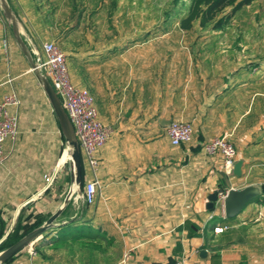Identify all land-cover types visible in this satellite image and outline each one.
Returning <instances> with one entry per match:
<instances>
[{
  "label": "crops",
  "instance_id": "crops-1",
  "mask_svg": "<svg viewBox=\"0 0 264 264\" xmlns=\"http://www.w3.org/2000/svg\"><path fill=\"white\" fill-rule=\"evenodd\" d=\"M7 1L30 57L0 11V101L12 93L19 100L8 107L18 133L4 142L0 165V246L20 237L19 226L42 225L72 187L67 147L31 71V62L43 59V43L64 53L70 81L90 93L111 134L97 152L94 174L81 157V194L73 188L55 221L78 220L75 228L47 231L4 264H264L263 29L256 31L250 17L244 21L251 27L243 20L231 24L252 30L250 37L233 30L181 39L148 32L145 43L140 35L118 36L108 46L93 27L117 26L119 19L92 21L91 0ZM172 121L192 126L189 142L170 144ZM219 137H227L242 162L239 176L225 171L218 154L204 151ZM45 176L53 179L48 187ZM91 181L95 201L85 205L82 193ZM246 187L258 195L226 219V192ZM212 195L217 201L207 209ZM83 233L101 240V250L54 242Z\"/></svg>",
  "mask_w": 264,
  "mask_h": 264
},
{
  "label": "trees",
  "instance_id": "trees-1",
  "mask_svg": "<svg viewBox=\"0 0 264 264\" xmlns=\"http://www.w3.org/2000/svg\"><path fill=\"white\" fill-rule=\"evenodd\" d=\"M158 2L153 5V17H146L142 21L129 16L126 7L118 10L117 0H109L107 4L104 0H91L88 12L92 21L104 20L109 17L119 19L117 26L110 23L106 26L96 25L93 27L97 34L102 33L105 35L103 40L100 38V45H115L114 41L118 36L129 37L132 35H140L141 43H145L148 32H151V36L170 34L178 39H181L182 36L197 37L202 34H229L232 32L231 24L234 20H243L244 28L251 27L246 25L244 20L250 19V13L255 10V6H252L254 2L259 4L260 7H264V0H164L163 2L160 1L159 4ZM256 19L259 20L260 16L256 15ZM147 26L152 27L148 29ZM72 36V38H75V33ZM128 43L132 42L129 41ZM78 223L79 221L74 219L52 229V232L69 226L75 228ZM33 228L34 226L31 225L22 228L19 226V230L15 229V232L21 231L22 234L13 242H16ZM54 242L64 243V247L73 250L83 248L85 243H89L91 245L89 250L94 252L101 250L99 244L102 243L101 240L93 241L84 233L58 237ZM9 245L3 244L0 249Z\"/></svg>",
  "mask_w": 264,
  "mask_h": 264
},
{
  "label": "built area",
  "instance_id": "built-area-1",
  "mask_svg": "<svg viewBox=\"0 0 264 264\" xmlns=\"http://www.w3.org/2000/svg\"><path fill=\"white\" fill-rule=\"evenodd\" d=\"M43 59L38 67L47 77L51 87L59 97L64 111L70 120L78 141L81 157L94 174L99 166L97 152L109 140L111 128L100 122L90 93L77 87L70 81L66 57L53 43L42 44ZM19 100L15 94L5 95L0 101V165L6 160L3 144L6 140L14 141L18 130V120L8 112V107L17 106ZM193 128L189 123L172 121L166 128V135L172 146L178 147L190 141ZM203 149L208 154H218L227 173L231 172L236 162V153L227 137L211 139L204 144ZM51 176H45L46 187L52 183ZM96 196V182L84 185L82 201L92 205ZM218 230V229H216Z\"/></svg>",
  "mask_w": 264,
  "mask_h": 264
},
{
  "label": "water",
  "instance_id": "water-1",
  "mask_svg": "<svg viewBox=\"0 0 264 264\" xmlns=\"http://www.w3.org/2000/svg\"><path fill=\"white\" fill-rule=\"evenodd\" d=\"M0 11L3 18L6 20L8 25L11 27L12 32L22 49L23 53L29 56V50L21 38L22 25L14 11L9 6L7 0H0ZM31 71L36 76L43 92L51 106V109L57 119L59 129L64 139V143L68 150V167H69V177L71 183V189L68 192L63 206L51 215L42 225L32 229L30 232L25 234L19 240L9 245L0 251V264H4L18 252H20L25 247L32 245L35 241L40 239L43 234L47 231L55 229L59 225L55 223L58 216L62 213L65 206L68 204L69 197L72 193L73 188L77 189V193L81 194L82 180H83V164L81 153L76 139L73 126L68 119L66 112L63 109L59 97L56 95L55 91L51 87L47 77L44 75L43 71L38 67V63L31 62ZM242 162L238 161L234 163L233 173L236 176L240 175ZM258 195V191L253 187H246L242 190H229L226 192L223 199V213L226 219H231L236 217L242 209ZM217 201V195H212L209 197L207 209H213L215 202ZM1 244V243H0Z\"/></svg>",
  "mask_w": 264,
  "mask_h": 264
},
{
  "label": "rangeland",
  "instance_id": "rangeland-1",
  "mask_svg": "<svg viewBox=\"0 0 264 264\" xmlns=\"http://www.w3.org/2000/svg\"><path fill=\"white\" fill-rule=\"evenodd\" d=\"M105 4L108 3L109 0H104ZM158 4L161 2H163L164 0H117V9L118 10H122L124 7L127 8V12L129 13L128 15L131 16L133 19H141L142 21L146 18V17H153V5L157 2ZM252 6H255V10L253 12L250 13V17H251V21L250 23L254 24V29H256V31L262 30L264 31V7H260L259 4H256V2H254V4ZM123 7V8H122ZM256 15L260 16V19L257 20L256 19ZM241 26V23L238 22ZM152 27V26H150ZM149 26H147V28H150ZM240 27H234L233 32L234 34L236 33H244L247 37H250L249 35H251L252 33L254 34V32L251 30H240ZM245 31V32H243ZM248 32V33H247ZM170 33H172L170 31ZM188 43H190L188 41ZM184 44V43H181Z\"/></svg>",
  "mask_w": 264,
  "mask_h": 264
},
{
  "label": "bare ground",
  "instance_id": "bare-ground-1",
  "mask_svg": "<svg viewBox=\"0 0 264 264\" xmlns=\"http://www.w3.org/2000/svg\"><path fill=\"white\" fill-rule=\"evenodd\" d=\"M66 158L68 159L67 155H66Z\"/></svg>",
  "mask_w": 264,
  "mask_h": 264
}]
</instances>
